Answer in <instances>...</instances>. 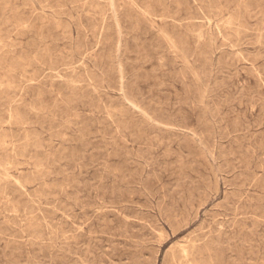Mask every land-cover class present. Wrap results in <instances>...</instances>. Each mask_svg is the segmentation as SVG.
Listing matches in <instances>:
<instances>
[{
	"label": "rangeland",
	"instance_id": "1",
	"mask_svg": "<svg viewBox=\"0 0 264 264\" xmlns=\"http://www.w3.org/2000/svg\"><path fill=\"white\" fill-rule=\"evenodd\" d=\"M0 264H264V0H0Z\"/></svg>",
	"mask_w": 264,
	"mask_h": 264
}]
</instances>
